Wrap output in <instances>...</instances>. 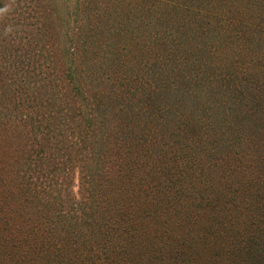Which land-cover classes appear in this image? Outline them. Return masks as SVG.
I'll return each instance as SVG.
<instances>
[{
  "label": "trees",
  "instance_id": "trees-1",
  "mask_svg": "<svg viewBox=\"0 0 264 264\" xmlns=\"http://www.w3.org/2000/svg\"><path fill=\"white\" fill-rule=\"evenodd\" d=\"M225 2L206 46L173 0H76L65 38L0 0V264H264V22Z\"/></svg>",
  "mask_w": 264,
  "mask_h": 264
},
{
  "label": "rangeland",
  "instance_id": "rangeland-1",
  "mask_svg": "<svg viewBox=\"0 0 264 264\" xmlns=\"http://www.w3.org/2000/svg\"><path fill=\"white\" fill-rule=\"evenodd\" d=\"M175 3H179L181 5H187L190 8H194V9H201L199 11H201L199 14L202 15L201 18L197 19L198 23L200 24L199 28H196L195 34H194V38L193 39H189L187 42L189 45H192L193 43L197 42L201 45V43L206 42V46L208 45H216L218 43H225L226 37L230 38V41H233L232 43H235V38H234V33L235 30L232 31V33L227 34V31L222 27H221L216 23H214V21L212 23L207 22L209 25H204V18L205 16H207L206 14H208L207 10L212 12L214 11L216 8H218L219 6H217L215 4L216 1L218 0H173ZM246 0H226L225 4H224V8L223 10L225 11H232V14H235L237 16H240L241 18L243 17H248V13H250L249 17H253L254 21H252L253 23H258L260 24V26L263 27V21H260L261 17H257L259 13H261L264 10V0H262L261 3L256 4L255 2L257 0H251L250 3V7L251 9L248 11V9H242L240 7V5L245 2ZM249 2V0H247ZM41 2L44 5H47V7H49V9H51L52 14L54 15V25L56 29H61L62 31V36L64 37V31L68 30V26L71 24V19L73 17L72 13L75 11L74 9V4L76 2V0H41ZM202 5V6H201ZM157 7V6H156ZM164 10V8H163ZM156 11L155 6L152 7V12ZM164 11H170L169 9H165ZM191 11V10H190ZM190 15H193L194 13H189ZM192 17V16H191ZM257 17V18H255ZM104 15H102L100 17L101 19V23H104V21H106L107 19H103ZM245 19V18H243ZM264 19V18H263ZM127 21H125L123 24H126ZM221 22V21H220ZM70 23V24H69ZM111 24H116L114 21H112L110 23ZM224 24V23H223ZM118 24L114 25L117 26ZM124 41V40H123ZM231 43V42H230ZM229 43V44H230ZM228 44V45H229ZM246 45H248L249 47L251 46H256V44H249L248 42H245ZM194 53V52H193ZM202 59L204 60H211L212 59V55L207 54L206 52H201ZM217 64L218 61H220V59L218 60V57H215ZM254 58L257 59L258 62L263 63L264 65V43L262 42L260 47H257V53L255 54ZM192 92H190L189 94H191ZM204 100V99H203ZM202 101V97L199 100V102ZM189 103H192L189 102ZM242 124L245 128H248V122L246 121V119L244 120V122L242 121Z\"/></svg>",
  "mask_w": 264,
  "mask_h": 264
}]
</instances>
